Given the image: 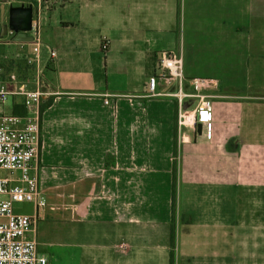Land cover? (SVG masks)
<instances>
[{
  "label": "crops",
  "instance_id": "obj_1",
  "mask_svg": "<svg viewBox=\"0 0 264 264\" xmlns=\"http://www.w3.org/2000/svg\"><path fill=\"white\" fill-rule=\"evenodd\" d=\"M39 21L44 97L32 167L46 205L15 212L37 218L26 238L47 264H170L172 225L174 264H264V126L226 123V101L264 102L255 73L264 64L251 63L263 58L264 0H62ZM4 38L0 46L15 53H2L0 65L33 89V46ZM162 52L183 60L190 96L181 110L197 104L190 81L211 76L208 140L198 123L177 125L178 82L159 78L157 95H148ZM19 104L13 96L12 110L21 113ZM91 235L95 253H84Z\"/></svg>",
  "mask_w": 264,
  "mask_h": 264
},
{
  "label": "built area",
  "instance_id": "obj_2",
  "mask_svg": "<svg viewBox=\"0 0 264 264\" xmlns=\"http://www.w3.org/2000/svg\"><path fill=\"white\" fill-rule=\"evenodd\" d=\"M62 0H37L38 14L34 16L31 31L33 57L27 60L28 69L34 73L33 89L27 87L30 80H20L16 74L8 73L0 65V264H47L44 256L37 250V243L26 235L35 229L37 218L15 212L16 205L31 204L44 208L46 200L41 194L37 174L32 167L38 159L41 148V105L44 93L40 88L38 68L39 52L42 45L40 37L39 15L42 10H50ZM108 42L102 40L100 49L105 52ZM54 58L55 53L50 52ZM160 76L153 75L148 80V95L156 96L158 79L178 82L177 116L179 127L198 123L201 126L199 137L208 140L212 112V97L206 91L214 85L212 80L192 79L190 85L197 104L193 111L181 110V99L190 95L183 93V60L180 54L162 52L157 59ZM8 84H14L13 91L7 90ZM13 96L21 98L24 115H7L1 107ZM108 104L107 101H105ZM3 173H6L3 176Z\"/></svg>",
  "mask_w": 264,
  "mask_h": 264
},
{
  "label": "rangeland",
  "instance_id": "obj_3",
  "mask_svg": "<svg viewBox=\"0 0 264 264\" xmlns=\"http://www.w3.org/2000/svg\"><path fill=\"white\" fill-rule=\"evenodd\" d=\"M0 1H6L5 3L9 2V0H0ZM11 4L16 6L17 2L11 3ZM178 23L179 22H177V20H173V25H172V37L173 38H175L179 32ZM42 35H43L42 36L43 39H46V37H48V35H46L45 32H43ZM100 52L102 54H104V52H102L101 50H100ZM2 53H5V54L11 53L13 55L15 53V48L0 46V55ZM262 55H263V58H261V59H259L257 55H253V57L251 59L252 60L251 63H255V60H258L259 62H261V64H264V51L262 52ZM207 67H210V66H207ZM206 70H207V68H206ZM255 73L258 76H261L262 78H264V67H262L260 71H255ZM194 79H208V80H210L211 76L206 75V74H202V75H200ZM226 102L231 103L227 106V112H226V114H227L226 123L227 124H231L232 126H264V102H262V103L261 102H246V101H237V100L236 101H226ZM12 104H13V97H10L6 101V103L1 107V110L7 115L11 114L12 113ZM183 139H184V137H182V140ZM235 168L237 171L238 157H236V159H235ZM5 174L6 173H3V176ZM260 196L262 199H264V195H260ZM246 197L249 198L248 202H250V198L253 197V195H249ZM20 206H22V205H16L15 208L20 207ZM26 206H28V205H26ZM17 213H22V210L18 209ZM22 214H24V212ZM182 238H184V240H187V237H182ZM86 239L89 241L84 242L83 248H81V249L83 250L84 253H89V252L95 253L93 251V249H89L88 246L90 244L96 245V244H98V242L96 241V239L92 235L87 237ZM159 239L161 240V236H157V235L153 236L152 238H148V239L146 237V243L145 244L141 243L139 245L150 246V245L157 243V241ZM177 242L178 241L176 239L175 240V246H177ZM189 245L190 244H184L182 249L184 251H191L190 250L191 247H189ZM83 261H84V263L88 262V260L86 258H83ZM96 264H100V262L96 261Z\"/></svg>",
  "mask_w": 264,
  "mask_h": 264
},
{
  "label": "water",
  "instance_id": "obj_4",
  "mask_svg": "<svg viewBox=\"0 0 264 264\" xmlns=\"http://www.w3.org/2000/svg\"><path fill=\"white\" fill-rule=\"evenodd\" d=\"M12 4L0 3V39L12 35L17 42H31L28 33L31 31V24L34 16L38 14V8L32 0H10ZM200 126L198 132L200 133Z\"/></svg>",
  "mask_w": 264,
  "mask_h": 264
},
{
  "label": "trees",
  "instance_id": "obj_5",
  "mask_svg": "<svg viewBox=\"0 0 264 264\" xmlns=\"http://www.w3.org/2000/svg\"><path fill=\"white\" fill-rule=\"evenodd\" d=\"M19 108L22 110L21 113H17L15 112V108L13 107L12 110V114L13 115H24V109L23 107L19 104ZM40 110H43V107L40 108ZM109 166V162L106 161L105 167ZM176 166L174 165L173 168V183H172V214L175 213V189H176ZM174 245H175V233H174V227L173 225L171 226V235H170V248L172 250V252L170 253V264H174V259H173V249H174Z\"/></svg>",
  "mask_w": 264,
  "mask_h": 264
},
{
  "label": "flooded vegetation",
  "instance_id": "obj_6",
  "mask_svg": "<svg viewBox=\"0 0 264 264\" xmlns=\"http://www.w3.org/2000/svg\"><path fill=\"white\" fill-rule=\"evenodd\" d=\"M1 2H3V1H1ZM5 2V1H4Z\"/></svg>",
  "mask_w": 264,
  "mask_h": 264
}]
</instances>
